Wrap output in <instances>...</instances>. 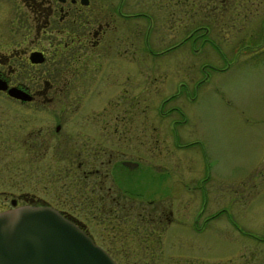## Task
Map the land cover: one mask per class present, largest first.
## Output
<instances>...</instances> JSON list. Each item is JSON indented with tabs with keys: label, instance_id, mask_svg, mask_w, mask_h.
<instances>
[{
	"label": "rangeland",
	"instance_id": "rangeland-1",
	"mask_svg": "<svg viewBox=\"0 0 264 264\" xmlns=\"http://www.w3.org/2000/svg\"><path fill=\"white\" fill-rule=\"evenodd\" d=\"M160 1L124 9L142 35L54 101L0 91V211L56 204L117 264H264V0H172L169 17ZM80 142L119 214L87 208Z\"/></svg>",
	"mask_w": 264,
	"mask_h": 264
},
{
	"label": "flooded vegetation",
	"instance_id": "flooded-vegetation-1",
	"mask_svg": "<svg viewBox=\"0 0 264 264\" xmlns=\"http://www.w3.org/2000/svg\"><path fill=\"white\" fill-rule=\"evenodd\" d=\"M155 3L156 0H0V79L5 80L8 86L25 90L30 98L20 99L9 95L6 90L0 91L9 99L26 104L54 101L77 82L84 65L89 63V69L99 68L101 58L108 54L109 47H116V54L119 55L125 30L130 35H142L137 18L146 14L140 10L124 9H139L140 6L149 7ZM159 3L166 8L165 17H169L172 0ZM220 4L224 5L225 0H220L214 7H220ZM161 5L157 6L160 8ZM33 53L37 60L31 58ZM73 99L77 101L79 97ZM60 128L61 124L57 122L55 131L59 132ZM88 143L80 142L70 147L72 151L90 152L77 164L82 176L78 179L84 181L81 188L86 189L89 183L93 187V190L84 191L87 208L104 216L119 214L124 208H119L123 206L118 196L108 198L110 187H104L103 182H99L98 188L92 185V179L101 171L104 161L92 152ZM57 145L61 147V144ZM41 148L44 150L47 146ZM25 149L37 151L31 144H27ZM98 159L100 166L93 168ZM84 165L87 167L82 170ZM76 174L72 173L73 177ZM25 197L22 204H48L83 227L74 215L56 204L39 201L33 196ZM13 201L14 205L18 204L17 197L10 199L11 203Z\"/></svg>",
	"mask_w": 264,
	"mask_h": 264
},
{
	"label": "water",
	"instance_id": "water-1",
	"mask_svg": "<svg viewBox=\"0 0 264 264\" xmlns=\"http://www.w3.org/2000/svg\"><path fill=\"white\" fill-rule=\"evenodd\" d=\"M35 53L31 55L35 59ZM40 60V59H38ZM0 90L29 99L0 79ZM135 167L137 162L123 160ZM0 211V264H117L76 222L50 205H14Z\"/></svg>",
	"mask_w": 264,
	"mask_h": 264
}]
</instances>
